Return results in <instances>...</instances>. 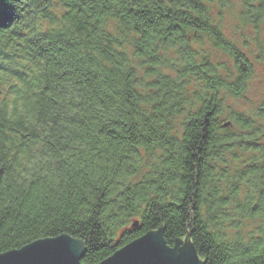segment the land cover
<instances>
[{
    "label": "snow or ice",
    "instance_id": "snow-or-ice-1",
    "mask_svg": "<svg viewBox=\"0 0 264 264\" xmlns=\"http://www.w3.org/2000/svg\"><path fill=\"white\" fill-rule=\"evenodd\" d=\"M60 2L41 0L44 6L53 8ZM119 2L124 3V0ZM162 2L137 0L134 6L143 9ZM243 2L249 6L256 5V10L264 15V0ZM77 3L80 5L77 13L88 16L95 12L92 0H77ZM14 11V0H0L2 50L7 48L5 29H12L8 40L15 43L14 36L27 26L13 17ZM61 15L69 17L71 13L63 12ZM71 18L77 20V16ZM41 55L49 73L55 74L62 67L48 56L46 49H41ZM6 63L0 56V75L7 70ZM97 70L103 71V68L98 67ZM104 74L108 75L107 72ZM109 79L120 81L119 76H110ZM116 86L119 87L118 84ZM49 93L45 98L47 114L37 119L43 130L40 133L29 132L20 123L22 135L11 131L5 135L7 103L0 107V264H34L38 259L51 260L55 264H81L82 260H87L88 264H103L101 255L106 261L115 258L129 246L116 251L110 259L100 250L111 252L125 238L131 226L121 231L115 243L111 237H101L109 231L114 235L115 228L126 225L129 217L121 216L118 223L110 224L112 217L103 211L101 197L105 189L118 186L120 196H125L126 192L130 194L126 204L131 206L130 216L135 217L133 224L151 221L161 225L158 231L150 233L151 236L147 234L143 239L137 238V242L143 241V244L130 254V258L150 257L157 264H222L225 250L231 248L239 236L231 233L227 226L217 225L218 209L195 188L190 190L187 184L176 186V176L188 161L184 159L186 151L183 148L180 150L182 159L177 156L173 149L175 140L167 135L165 127L154 126L144 112L135 107L129 113L135 119L127 127L121 125L124 131L113 137L111 150L106 155L98 154L95 144L82 142L76 128L69 130L62 126L64 101L55 88L51 87ZM31 115L30 107L25 114L10 113L16 121ZM49 123L51 127H48ZM69 123L75 125L77 122L71 120ZM243 193L245 203L260 210L258 218L248 217L250 223L259 220L258 224L253 223L251 231L260 239L244 242L243 248L251 254L252 264H256V259L264 261V183L258 187L250 181ZM108 201L112 202L113 198L108 197ZM237 206L244 205L237 202ZM22 211L24 215H21ZM28 214H32L29 226L47 228L46 221L63 222L69 217L72 226L67 232H58L54 236H38L37 242L30 246L10 247L12 241L22 235L17 225L22 224ZM13 253L14 256L10 255ZM121 264H126V261Z\"/></svg>",
    "mask_w": 264,
    "mask_h": 264
},
{
    "label": "trees",
    "instance_id": "trees-1",
    "mask_svg": "<svg viewBox=\"0 0 264 264\" xmlns=\"http://www.w3.org/2000/svg\"><path fill=\"white\" fill-rule=\"evenodd\" d=\"M92 2L95 7L103 8L108 0H92ZM136 2L137 0H124V3L130 6L125 10L124 16L119 18V24L128 34V42L124 44V47L121 48L117 44L113 50L109 44L98 49V54L103 59L102 66L97 67H102L103 71L93 74L81 67H76L72 75L79 77L78 82L91 83L107 72L106 79L114 85L118 84L129 101L136 91L133 84L141 86L145 81L159 84L164 90L174 91L183 87L197 100L200 97L192 90L197 89L204 93L209 101L200 118L187 120L182 124V148L186 151L184 159L188 163H185L178 172L176 186L187 184L190 190L195 188L213 207L218 209L217 225L227 226L231 233L239 236V239L233 241V246L225 250L223 254L225 259L222 264H252L251 254L243 250L244 242L259 240L260 237L253 231L244 234L241 228L249 215L258 218L260 210L250 203H245L243 189L250 181L256 184L264 183V144H261V140L264 139V130L256 127V119L264 121V101L258 109L256 118L243 112L230 110L231 112L224 119V109L220 105L224 98L216 100L215 96L204 92L202 85L207 87L215 85L220 88L226 84L227 97L241 99L247 93L249 83L252 81L253 65L242 49L226 38L222 26L212 17L208 0H163L155 7L143 9L131 6ZM220 2V5L224 7L225 0ZM22 3L23 0H14L13 17L20 23L25 16L32 14L33 5L36 9L44 6L41 0H28L27 4L19 7ZM65 7L73 8L78 12L80 5L77 0H71L70 3H65ZM25 9L30 11L25 12ZM43 11L51 17L49 23L57 24V28H59L58 19H63L66 27L71 25L77 32L83 28L79 20L58 17L56 14L48 13L46 7ZM238 17L243 24L252 25L256 29L264 24V15L256 10V5L249 6L243 0H240ZM105 24V29L101 30V37L108 27L113 26L111 21H106ZM11 31V28L4 30V43L7 44V48L0 49V56L7 61L5 64L7 70L0 75V89L6 90L7 96L16 97V99L6 106L4 128L5 135L9 131L22 135L23 128L20 127V123L24 119L13 120L10 113L25 114L29 107L27 92L39 93L42 90L47 96L51 88L49 80L52 76L60 78L56 74L42 71L36 64L29 68L23 64V59L42 60L41 49H46L48 56L62 66L70 60L81 64L82 60L78 59L79 42L74 35L68 38L63 30L57 31L54 35L44 33L28 39L24 50H19L16 42L23 40L25 33L18 32L13 38L15 41L13 43L8 40V34ZM13 45H16L18 51L8 50ZM206 45L224 54L229 63L215 62L207 52L199 51ZM196 46H200L199 49ZM173 53L178 62L174 72L169 66V56ZM201 72L203 77L200 75ZM110 76H119L120 81L110 80ZM153 76L157 77V80H151ZM176 81L180 83L176 84ZM225 122H229V126L223 127ZM258 124L261 125V123ZM114 132V129H111L108 134L113 135ZM244 155H247V158ZM7 176L8 174L5 173V177ZM119 191L120 186L116 189H105L101 204L104 206L103 211L111 214L110 224H115L121 216H128L127 224L115 228L114 235L111 231L105 233L101 239L111 237L112 242L115 243L121 231L128 225L131 227L125 238L111 252L108 249L100 250L101 253H107L108 257L145 233L158 231L161 227L160 224H153L151 221L132 227V220L135 217L130 216L131 206L126 204L130 194L126 192L125 196H120ZM108 197H112L113 201L109 202ZM237 202L244 206L238 207ZM21 215H24V211ZM233 217L239 219H233ZM31 219L32 214H28L27 219L17 225L22 235L12 241L10 247H24L35 242L38 236H54L58 232H67L72 226L70 217L63 222L46 221L47 228L38 225L29 226L28 221ZM253 222L259 223V220ZM209 223L211 224V221ZM177 235L181 234L177 233ZM165 239L167 240L168 237L166 236ZM101 260L103 261L102 255ZM81 262L88 264L87 260ZM256 264H264V261L256 259Z\"/></svg>",
    "mask_w": 264,
    "mask_h": 264
},
{
    "label": "clouds",
    "instance_id": "clouds-1",
    "mask_svg": "<svg viewBox=\"0 0 264 264\" xmlns=\"http://www.w3.org/2000/svg\"><path fill=\"white\" fill-rule=\"evenodd\" d=\"M66 2L70 3L71 0H66ZM27 3L28 0H23L19 7H23ZM129 6V4L120 3L119 0H108V3L103 8L97 6L95 7V12H90L88 16H85L82 13L77 15L75 9L65 7L64 0H61L55 8L48 5L36 9L35 5H33L32 14L25 16L22 21V25H27L22 28L25 38L17 41L16 44L19 46V50H24L28 39L44 33L54 35L60 30H63L68 38H71L72 35L75 36L80 45L77 50L79 53L78 59H81L82 63L76 64L74 60L65 63L56 70L55 74L60 78L57 79L52 76L49 84L55 88L56 93L64 101V110L61 115L62 126L69 130L76 128L82 137V142L84 144H95V150L98 154L106 155L111 150L110 145L113 142V137L117 133H123L124 128L121 125L127 127L131 120L135 119V117H130L129 113L133 108L139 107L148 117L150 123L167 129V135L175 140L173 149L176 151L177 156L182 159L180 154L183 146L182 124L187 120H198L202 115L209 101V99L205 98L203 92H199L197 89L192 90L199 95L200 99L197 100L193 98L191 92H187L183 87L174 91L164 90L159 84L145 81L144 85L141 86L133 84L136 91L132 94L129 101L124 90L107 80L105 74L91 83L78 82L79 77L72 75L76 67H81L95 74L98 71L97 66H102L103 58L98 54L99 48L109 44H111L113 50H115L117 44L121 48L124 47V44L128 42V34L126 29L119 24V18L124 16L125 10ZM131 6L135 7L134 5ZM44 7L47 8L48 13L56 14L61 18L64 17L61 15L63 12H70L71 16H77V20L83 25L82 30L77 32L71 25L66 27V22L63 19H58L59 28H57V24L49 23L51 17L43 11ZM28 11L30 10L25 9V12ZM101 13L103 14L101 15ZM106 21H111L113 26L108 27L103 37H101V30L105 29ZM8 50L18 51L16 45H13ZM152 54L155 55V53ZM21 56L23 59L22 52ZM23 64L29 68L36 64L42 71L48 72L46 62L43 59L32 60L27 58L23 59ZM169 66L173 72L176 71L178 62L174 58V53L169 56ZM65 73H68V75H65ZM200 75L203 77L202 72ZM151 80L155 81L157 77L153 76ZM179 83L180 81H176V84ZM202 87H204V92L212 94L216 97V100H221L223 97L224 99L220 103L221 107L225 110H230L229 105L232 101L227 99L228 88L226 84L220 88L215 85L211 87L202 85ZM50 94L48 93L47 96ZM27 96L28 106L31 108L32 115L22 120L21 123L23 128L28 129L29 132L36 131L40 133L43 130L37 119L43 118L47 114L48 106L45 103L47 96L43 94L42 90L39 93L28 91ZM14 99L16 97H9L6 95V90L0 89V107L5 102L10 105ZM153 105H159V107H153ZM71 120H75L77 123L75 125L69 123ZM48 127H51L50 123ZM111 129H115L113 135L108 134ZM140 147L143 153V145ZM257 186L259 187L258 182Z\"/></svg>",
    "mask_w": 264,
    "mask_h": 264
},
{
    "label": "rangeland",
    "instance_id": "rangeland-1",
    "mask_svg": "<svg viewBox=\"0 0 264 264\" xmlns=\"http://www.w3.org/2000/svg\"><path fill=\"white\" fill-rule=\"evenodd\" d=\"M208 3L211 6L212 17L216 23L222 26L226 38L235 42L242 49L254 69L252 81L249 83L248 91L244 97L241 99L227 97V99L232 101L229 109L243 112L252 118H256L258 109L264 101V58H262L264 57V24L258 29L252 25L243 24L238 17L240 0H225L224 7L220 5V0H208ZM199 47L196 46L197 49ZM199 51L207 52L215 62H228L224 54L209 45L202 47ZM230 110L224 109V119L231 112ZM258 123H261V125ZM256 127L264 130V121L256 119ZM261 144H264V139L261 140ZM244 156L246 157L247 155ZM253 223L258 224V222L250 223L249 220L245 221L241 228L242 232L246 234L251 231Z\"/></svg>",
    "mask_w": 264,
    "mask_h": 264
},
{
    "label": "water",
    "instance_id": "water-1",
    "mask_svg": "<svg viewBox=\"0 0 264 264\" xmlns=\"http://www.w3.org/2000/svg\"><path fill=\"white\" fill-rule=\"evenodd\" d=\"M229 124H230L229 122H225L223 124V127H227V126H229ZM135 226H137V224H133L132 225V227H135ZM152 232H155V231H152ZM150 233H151V231L145 233L144 235H142L139 238L140 239H143V237L145 235L150 234ZM150 236H151V234H150ZM35 242H37V241H35ZM142 244H143V241H138L137 242V239L133 240L132 242H130V243H128V244L125 245V246H129L128 248H126L122 252L117 253L116 254V257L113 258V259H111V260H109V261L103 260V264H121L122 261H126V264H157V262L154 259L150 258V257L130 258V254L133 253L138 248H140ZM30 245H31V243L28 244V245H26V246H24V247H27V246H30ZM125 246H123L119 250H123V248ZM162 246L163 245H162V242H161V247ZM10 255H13L14 256L15 253L10 254ZM111 256H109V259L111 258ZM34 264H55V262L54 261H51V260H47V259H38V260H36L34 262ZM81 264H83V263L81 262Z\"/></svg>",
    "mask_w": 264,
    "mask_h": 264
}]
</instances>
